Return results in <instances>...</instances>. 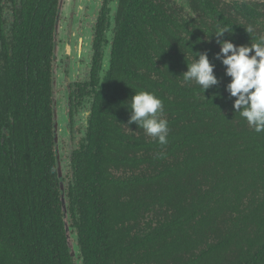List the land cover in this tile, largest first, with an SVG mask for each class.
I'll use <instances>...</instances> for the list:
<instances>
[{"label": "trees", "instance_id": "16d2710c", "mask_svg": "<svg viewBox=\"0 0 264 264\" xmlns=\"http://www.w3.org/2000/svg\"><path fill=\"white\" fill-rule=\"evenodd\" d=\"M222 27L235 45L264 38L263 0H123L86 136L62 157L80 264H264V131L233 109L208 36ZM190 45L219 81L204 92L183 80ZM142 90L163 102L166 145L127 124ZM45 117L36 129L50 130ZM34 127L20 172L0 164V264H73L52 136Z\"/></svg>", "mask_w": 264, "mask_h": 264}, {"label": "flooded vegetation", "instance_id": "af4514ba", "mask_svg": "<svg viewBox=\"0 0 264 264\" xmlns=\"http://www.w3.org/2000/svg\"><path fill=\"white\" fill-rule=\"evenodd\" d=\"M154 1L189 4V0ZM122 2L0 0V164L10 176L20 172L23 151L30 152L26 140L30 141L32 126L36 136H52L55 151L52 113L57 94V105L67 108L60 137L68 164L76 138L81 134L79 143L86 136L94 90L103 87L111 71ZM46 113L51 127L40 131L36 128L45 123Z\"/></svg>", "mask_w": 264, "mask_h": 264}, {"label": "clouds", "instance_id": "9594fccd", "mask_svg": "<svg viewBox=\"0 0 264 264\" xmlns=\"http://www.w3.org/2000/svg\"><path fill=\"white\" fill-rule=\"evenodd\" d=\"M248 31H251V28L246 30ZM231 32L228 27H222L208 36L214 35L217 38L219 52L215 53V58L225 66V75L230 78L226 90L235 98L233 109L239 112L256 132H262L264 131V38L246 45H235L228 39H221L225 33ZM191 52L192 60L190 63L185 62L187 69L182 73L183 80L194 82L204 92L219 82L214 74V65L209 61L206 51L191 50ZM125 106L130 110L127 124L135 123L160 145L167 144L168 121L160 118L163 112L161 99L149 91H134L131 100Z\"/></svg>", "mask_w": 264, "mask_h": 264}, {"label": "water", "instance_id": "95a60500", "mask_svg": "<svg viewBox=\"0 0 264 264\" xmlns=\"http://www.w3.org/2000/svg\"><path fill=\"white\" fill-rule=\"evenodd\" d=\"M108 62V60H107ZM60 113L65 117V112L61 110L59 106L56 104V98L54 97L53 100V133H54V146H55V154H56V162H57V176L60 179V190L61 194V201H62V209L65 216V232H66V240L68 249L70 251L71 257L74 258L73 264H80L78 260L79 248L77 245V235L72 232V228L68 225V214L66 210V196H65V189L64 183L62 180L63 175L65 173L66 163L62 161V157L64 156L63 149H62V142L61 137H59V121L58 118Z\"/></svg>", "mask_w": 264, "mask_h": 264}, {"label": "rangeland", "instance_id": "374dc122", "mask_svg": "<svg viewBox=\"0 0 264 264\" xmlns=\"http://www.w3.org/2000/svg\"><path fill=\"white\" fill-rule=\"evenodd\" d=\"M56 96V95H55ZM56 98V97H55ZM57 98H59V96H58V94H57ZM56 98V99H57ZM57 104V103H56ZM58 106V105H57ZM61 110L63 111V112H67V108L64 106V107H61ZM83 112V111H82ZM85 114H86V111L84 112V113H82V117H83V115L85 116ZM67 119H68V116H67V114L65 115V117H64V114L62 115L61 113H60V116H59V118H58V121H59V137H60V135L61 134H63L64 133V131H63V125H64V123H66V121H67ZM80 137H81V134H79L78 135V137L76 138V143H74V145L75 146H77L78 144V141H79V139H80ZM61 141H62V137H61Z\"/></svg>", "mask_w": 264, "mask_h": 264}]
</instances>
